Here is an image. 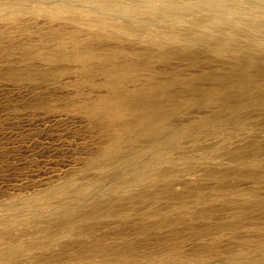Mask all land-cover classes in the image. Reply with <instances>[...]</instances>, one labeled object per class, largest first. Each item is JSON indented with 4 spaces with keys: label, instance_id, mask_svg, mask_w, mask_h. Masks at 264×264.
<instances>
[{
    "label": "rangeland",
    "instance_id": "obj_1",
    "mask_svg": "<svg viewBox=\"0 0 264 264\" xmlns=\"http://www.w3.org/2000/svg\"><path fill=\"white\" fill-rule=\"evenodd\" d=\"M23 1L133 33L0 12V264H264V33Z\"/></svg>",
    "mask_w": 264,
    "mask_h": 264
},
{
    "label": "bare ground",
    "instance_id": "obj_2",
    "mask_svg": "<svg viewBox=\"0 0 264 264\" xmlns=\"http://www.w3.org/2000/svg\"><path fill=\"white\" fill-rule=\"evenodd\" d=\"M88 2L103 13L118 12L135 20L158 19L171 24L187 23L213 29L218 26H229L231 29H249L264 33V0H76ZM14 5L15 10L8 11L4 19L14 21L19 10L31 16L43 17L49 21L64 20L88 28H97L102 32L132 34L127 25L114 23L110 18L95 14L94 11L77 8L64 1L52 6L26 7L23 0H12L0 4V12ZM17 10V11H16ZM3 17V16H2ZM138 27L147 33V38L156 37L155 31L146 23ZM173 33L171 36H177Z\"/></svg>",
    "mask_w": 264,
    "mask_h": 264
}]
</instances>
